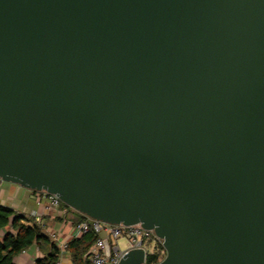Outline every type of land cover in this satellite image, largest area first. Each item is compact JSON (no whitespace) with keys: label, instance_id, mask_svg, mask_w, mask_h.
<instances>
[{"label":"water","instance_id":"1","mask_svg":"<svg viewBox=\"0 0 264 264\" xmlns=\"http://www.w3.org/2000/svg\"><path fill=\"white\" fill-rule=\"evenodd\" d=\"M0 181L264 264V0H0Z\"/></svg>","mask_w":264,"mask_h":264},{"label":"crops","instance_id":"2","mask_svg":"<svg viewBox=\"0 0 264 264\" xmlns=\"http://www.w3.org/2000/svg\"><path fill=\"white\" fill-rule=\"evenodd\" d=\"M0 207L25 217L28 221H23L24 224H37L48 237L49 234H57L60 243H69L75 238L73 212L68 210L66 215H62L59 210L48 208L47 201L39 199L36 192L0 181ZM7 232H11L9 225L0 229V239ZM49 251L43 244L32 245L16 256L12 264H36L38 260L44 259ZM56 264H73L70 254L68 252L59 254Z\"/></svg>","mask_w":264,"mask_h":264},{"label":"built area","instance_id":"3","mask_svg":"<svg viewBox=\"0 0 264 264\" xmlns=\"http://www.w3.org/2000/svg\"><path fill=\"white\" fill-rule=\"evenodd\" d=\"M39 199L47 201L48 208H54L66 215L68 209L62 206V202L55 196L36 192ZM73 226L75 238L86 234L90 229L97 235L94 244L88 250L86 257L88 264H118L124 252L134 249H142L145 254V261L148 256H154L155 260L151 264L160 263L166 256L162 241L158 239L153 231L142 229L139 225L135 226H111L91 219ZM103 235V236H101ZM121 237L127 240L126 249L119 250L117 242ZM49 239L58 249L59 254L67 252L68 242H59L57 234H49ZM152 245L154 249L148 253L146 246ZM58 254V255H59Z\"/></svg>","mask_w":264,"mask_h":264},{"label":"trees","instance_id":"4","mask_svg":"<svg viewBox=\"0 0 264 264\" xmlns=\"http://www.w3.org/2000/svg\"><path fill=\"white\" fill-rule=\"evenodd\" d=\"M63 207L73 212L75 218L73 224L88 222V218L71 210L64 204ZM28 221L21 215L14 214L11 210L0 207V229L9 225L11 232H7L0 239V264H12V260L20 253L32 245H45L49 248V253L44 259L38 260L36 264H56L58 259V249L48 236L44 235L41 227L37 224H24ZM97 239L93 230L78 238L72 239L67 245V252L70 254L73 264H88L86 254ZM155 260L154 256H148L146 263L151 264Z\"/></svg>","mask_w":264,"mask_h":264},{"label":"rangeland","instance_id":"5","mask_svg":"<svg viewBox=\"0 0 264 264\" xmlns=\"http://www.w3.org/2000/svg\"><path fill=\"white\" fill-rule=\"evenodd\" d=\"M117 245H118L119 250L124 251V250L126 249V245H127V240H126V238H125V237H121V238H119V239H118V242H117ZM146 249H147L148 253H150V252L153 251L154 246H152V245H149V246H148V245H147V246H146Z\"/></svg>","mask_w":264,"mask_h":264}]
</instances>
